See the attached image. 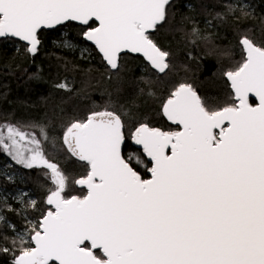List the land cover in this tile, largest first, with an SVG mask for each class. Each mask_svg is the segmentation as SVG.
Wrapping results in <instances>:
<instances>
[{
  "label": "snow or ice",
  "instance_id": "obj_1",
  "mask_svg": "<svg viewBox=\"0 0 264 264\" xmlns=\"http://www.w3.org/2000/svg\"><path fill=\"white\" fill-rule=\"evenodd\" d=\"M171 6V0H0V39L26 42L34 56L42 30L78 22L83 40L111 70L119 72L122 54L142 53L164 74L171 53L152 37ZM235 11L249 15L239 0H228L217 18ZM189 35L193 44L211 43L194 22ZM240 44L242 62L224 73L230 103L210 107L191 84L180 83L162 112L181 130L136 127L132 138L150 158L149 179L122 153L130 115L123 105L110 101L64 130L66 150L89 169L74 181L86 187L82 197L67 195L72 178L47 158L44 126L0 124V152L25 168L50 170L45 177L53 184L49 207L24 232L0 214V224L15 233L0 235L11 244L0 252H11L12 264H264V46L247 36ZM63 45L73 47L67 39ZM28 204L39 210L36 201Z\"/></svg>",
  "mask_w": 264,
  "mask_h": 264
},
{
  "label": "trees",
  "instance_id": "obj_2",
  "mask_svg": "<svg viewBox=\"0 0 264 264\" xmlns=\"http://www.w3.org/2000/svg\"><path fill=\"white\" fill-rule=\"evenodd\" d=\"M226 2L190 0L189 7L176 2L169 20L154 35L162 49L171 53L170 68L163 76L130 55L122 56L119 72L110 71L95 49L83 41L81 27L71 23L40 32L41 45L34 56L19 42L0 40V124L44 126L49 136L44 145L47 158L72 178L67 195L79 193L73 181L83 176L86 165L73 160L62 145L64 130L71 121L85 119L90 111L111 101L130 113L126 117L129 125L147 121L158 126L162 123V100L170 88L180 83L194 85L212 104L225 97L223 72L238 61L239 39L247 36L257 46H264V0H239L249 15L235 11L223 19L217 18ZM208 21H212L211 25ZM193 22L204 35H210L211 43L191 42ZM60 32H65V36L61 37ZM66 39L72 41L73 47L63 45ZM85 49L88 53L82 55ZM189 53L194 58H189ZM60 83L68 84L70 90L58 88ZM34 130L39 135V129ZM62 156L79 167L65 163ZM46 171L25 168L0 152V214L17 231L28 228V220L38 222L47 210L44 201L53 186L45 177ZM7 175H13L15 180ZM18 189L29 192L39 210H33L27 201L22 206L5 201V193ZM0 235L15 234L0 224ZM3 246L11 247L10 241L0 239V247ZM12 260L11 252H0V264H12Z\"/></svg>",
  "mask_w": 264,
  "mask_h": 264
},
{
  "label": "flooded vegetation",
  "instance_id": "obj_3",
  "mask_svg": "<svg viewBox=\"0 0 264 264\" xmlns=\"http://www.w3.org/2000/svg\"><path fill=\"white\" fill-rule=\"evenodd\" d=\"M189 1L190 0H173L172 2H171V4H172V6L168 9V17H169V12H171L172 10H173V7H174V5L176 4V2H184V6H187V7H189L190 6V4H189ZM168 17H167V20H169L168 19ZM167 22H163L162 23V25H164V24H166ZM68 24H70V23H68ZM78 26V25H77ZM96 25L94 24L93 25V27H95ZM62 27V26H61ZM58 28H60V27H58ZM58 28H56V29H58ZM55 30V29H54ZM52 31V30H51ZM42 32V31H41ZM156 34V31H154L153 32V39H154V35ZM155 40V39H154ZM240 40H241V38L239 39V41H238V61L237 62H233L232 63V66H229L224 72H223V78H224V81H225V85H226V90H227V92H226V95H225V97H222L221 98V101L218 103V104H212L211 103V101L210 100H206L205 99V96L203 95V93H201V92H199L198 91V89L194 86V85H192L193 86V88L196 90V92H197V94L210 106V107H213V108H215V107H221V106H224V105H226V104H228V103H230L233 99H234V96H233V93L231 92V90H230V87H229V85H228V83H227V81L225 80V76H224V73L226 72V71H228V70H231V69H233V68H235L240 62H241V60H243V57H244V53H243V49H242V46H241V44H240ZM89 45V44H88ZM91 46V45H90ZM92 47V46H91ZM96 51V50H95ZM122 56H124V55H122ZM100 57V56H99ZM132 57H135V58H139L142 62H143V64H145V66L146 67H148L147 69H149V70H151V71H153L154 73H156L158 76H163L164 74H158L156 71H154L152 68H150L149 67V65L143 60V58H141V57H139V56H132ZM100 59L102 60V58L100 57ZM102 62H103V60H102ZM104 63V62H103ZM104 65L106 66V64L104 63ZM107 67V66H106ZM108 68V67H107ZM109 70H110V68H108ZM169 70V69H168ZM168 70H166V72L168 71ZM110 71H112V70H110ZM112 72H115V71H112ZM189 84V83H188ZM178 84H176L175 85V87L177 86ZM175 87L172 89V88H170V90H169V92H168V94L164 97V99L162 100V102H161V104H160V108H159V114H160V116H161V121H162V123L160 124V125H154V124H152V123H150V122H140V123H147L150 127H154V128H159V129H161V130H163V131H169V132H175V131H179V130H181V128L179 127V126H177V125H174V124H171L169 121H167L164 117H163V114H162V106H163V103L167 100V98L169 97V95L171 94V92L175 89ZM251 102V101H250ZM103 107L104 106H102V107H99V109L98 110H102L103 109ZM140 123H137V124H135V125H129L128 123H126V127H125V129H124V131H125V136H126V141H125V144H124V146H122V153H123V155L125 156V158H127V157H129V156H131V157H133V165L136 167V169H137V171L141 174V176L144 178V179H149L151 176L149 175V171H147V169H149L152 165L149 163V162H147V160H146V158H145V156L143 155V150H141V149H139V148H137V147H135L134 145H133V143H132V135H133V133L135 132V129H136V127H138L139 126V124ZM136 157H139L140 159H141V161H142V163H139V164H137L136 163ZM84 170V174H83V176H86V174H87V172H88V167H87V165H86V169L85 168H83ZM83 176H81V177H83ZM81 177H79V178H81ZM78 179V178H77ZM75 184V183H74ZM52 186H53V184H52ZM78 190H80V192L79 193H77V194H75V195H72V196H84V195H86L87 194V191L86 190H84V189H78Z\"/></svg>",
  "mask_w": 264,
  "mask_h": 264
},
{
  "label": "water",
  "instance_id": "obj_4",
  "mask_svg": "<svg viewBox=\"0 0 264 264\" xmlns=\"http://www.w3.org/2000/svg\"><path fill=\"white\" fill-rule=\"evenodd\" d=\"M172 1H173V0H171V2H172ZM66 24H68V23L66 22ZM71 24H75V25H78V26H79L78 22H71ZM58 27H61V26H56L54 29H56V28H58ZM54 29H44V30H42V31H51V30H54ZM82 39H83V38H82ZM0 40H4V39H0ZM11 40H14V41H16V42H19L20 44L25 45V46L27 47L26 42L20 41L19 39H11ZM83 41H84V40H83ZM86 43L89 44V45H91V46L96 50L97 54L102 58V54H100V53L98 52V50L95 48L94 45H92L90 42H86ZM241 46H242V45H241ZM242 49H243V47H242ZM243 53H244V49H243ZM122 55L139 56V57L143 58V60L149 65L150 68H152L151 65H150V62H149V61L143 56L142 53H127V54H122ZM30 56H32V55H30ZM102 60H103V58H102ZM103 62L106 64V62H105L104 60H103ZM106 66H107V64H106ZM107 67H108V66H107ZM108 68H109V67H108ZM152 69H153V68H152ZM110 70H111V69H110ZM153 70L156 71L158 74H162V73H159L158 70H155V69H153ZM112 71H115V70H112ZM225 80L227 81V83H228V85H229V87H230V82L227 80L226 77H225ZM230 90H231V92L233 93V90L231 89V87H230ZM250 101L253 102L254 104H255V103H258V98L254 97V95L250 94ZM237 103H238V102H237ZM162 114H163V112H162ZM163 117L167 120V118H166V116H165L164 114H163ZM167 121H169V120H167ZM169 122H170L171 124H174V123L171 122V121H169ZM174 125H175V124H174ZM63 134H64V133H63ZM132 136H133V135H132ZM132 143H133V145H134L135 147H137V148L143 150V149H142V146L135 144V141L133 140V138H132ZM62 145H63L64 149L66 150V147H65L64 144H63V136H62ZM66 152L68 153V155H69L73 160H75V161H77V162H79V163H82V164H85V165H86L85 162H81V161H79L77 158L71 156V154H70L67 150H66ZM143 155L145 156L147 162L150 163V158L147 157L146 154H145L144 152H143ZM150 164H151V163H150ZM47 171L50 173V170H47ZM149 175L151 176V173H150V172H149ZM75 187H76L77 189H84V190L87 191L86 187H84V186H80V185L75 184ZM49 194H50V193H49ZM49 194H48V195H49ZM48 195H47V196H48ZM47 196H46V198H45L44 203H45V206L48 208L49 206L46 204Z\"/></svg>",
  "mask_w": 264,
  "mask_h": 264
},
{
  "label": "rangeland",
  "instance_id": "obj_5",
  "mask_svg": "<svg viewBox=\"0 0 264 264\" xmlns=\"http://www.w3.org/2000/svg\"><path fill=\"white\" fill-rule=\"evenodd\" d=\"M61 34H60V36L61 37H64L65 36V32H60ZM88 53V51H84L83 50V53ZM241 62H242V60H241ZM240 62V63H241ZM64 148V147H63ZM66 151V150H65ZM61 160L62 161H64L65 163H67V164H71V165H73L76 169L79 167V166H76L74 163H70L69 162V160L66 158V157H64V156H62L61 157ZM48 172V171H47ZM50 174V173H49ZM11 180H15V178H14V176L13 175H7ZM19 179H21V178H19ZM78 179H79V177H78ZM75 181V180H74ZM74 181H73V183H74ZM75 185V184H74ZM53 188V187H52ZM50 193V192H49ZM22 194H25V195H22ZM1 196V195H0ZM4 199H5V201H10V202H13L14 204H17V205H19V206H22V204H23V202L24 201H29V200H34V201H36L35 200V198L33 197V196H31L30 194H29V192H27V191H24V190H22V189H18V190H15L14 192H8V193H5L4 194ZM21 201H23V202H21ZM28 220V219H27ZM29 221H32L33 223H35L36 221H34V220H28V222ZM25 231V229H23V230H19V232H24ZM15 234V233H14Z\"/></svg>",
  "mask_w": 264,
  "mask_h": 264
}]
</instances>
